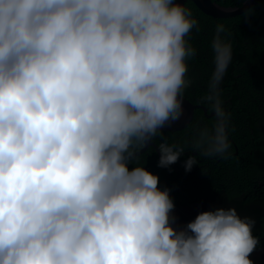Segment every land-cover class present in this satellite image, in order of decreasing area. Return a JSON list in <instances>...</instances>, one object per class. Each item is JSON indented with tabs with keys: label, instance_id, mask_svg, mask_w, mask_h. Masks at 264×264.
<instances>
[{
	"label": "clouds",
	"instance_id": "1",
	"mask_svg": "<svg viewBox=\"0 0 264 264\" xmlns=\"http://www.w3.org/2000/svg\"><path fill=\"white\" fill-rule=\"evenodd\" d=\"M196 23L174 0H0V264H254L264 255L261 232L235 208L173 223L159 176L129 169L183 114L195 54L185 37ZM223 31L213 88L232 55ZM215 110L210 154H222L218 101ZM159 148L160 167L183 153Z\"/></svg>",
	"mask_w": 264,
	"mask_h": 264
},
{
	"label": "trees",
	"instance_id": "2",
	"mask_svg": "<svg viewBox=\"0 0 264 264\" xmlns=\"http://www.w3.org/2000/svg\"><path fill=\"white\" fill-rule=\"evenodd\" d=\"M244 1L219 0L217 2L226 6H240ZM185 7L190 10L191 17L197 21L196 25L185 37L187 45L195 49V54L186 57L185 60L187 69L190 71V73L186 72L185 80L192 83L187 95L189 97L195 94L199 96L194 87L202 88L199 85L200 83L204 86H211L214 92L217 93L221 110L226 106L230 113L236 114V117L227 123V130L224 129L227 143L229 144L226 150L227 153H232L235 160L251 156V144L264 141V123L259 122V117L264 115V111L260 109H264L262 106V100L264 99V0H259L246 13L227 19H219L203 13L191 0L186 2ZM218 25H223L224 31L220 34L221 40L231 44L232 55L222 78L213 88L212 77L215 71L213 41ZM237 75H240L239 78H236ZM210 107L212 110L216 108L214 105ZM199 111V115L204 117L203 111ZM216 119V123H219ZM192 134H196V131H192ZM215 136L216 134L212 135L209 140L208 138L205 139V143L208 144L206 148L212 145L211 141H215ZM184 139L185 134L178 133V131H160L153 138L156 144L178 141L183 143L182 147L188 148L189 143L185 142ZM236 152L237 154H235ZM148 153L149 158L144 164L152 172L159 167L160 158L154 157L152 152ZM230 160L232 161V158ZM233 164L235 165L233 182L236 187L233 184L227 193L218 195L236 199L235 196L231 195L233 187L235 191H239V195L242 194V191L248 197L256 195L259 170L252 169L250 166L238 169L239 163ZM170 167H174V164L170 165ZM161 168L166 170L165 167ZM197 169L199 170V168ZM160 189L165 190V187L162 186ZM187 192L195 202L200 203L203 201L214 208L236 207L237 213L240 212L242 215H247L251 209V206L247 204L229 207L230 204L228 203L229 205L226 206L225 202L219 199V196H215L213 189H206L203 185H199L195 189L189 188ZM187 205V202L180 204V206L185 207ZM258 207L263 208L264 204ZM255 224L257 231L264 236V224ZM253 262L254 264H264V259L259 258L253 260Z\"/></svg>",
	"mask_w": 264,
	"mask_h": 264
},
{
	"label": "flooded vegetation",
	"instance_id": "3",
	"mask_svg": "<svg viewBox=\"0 0 264 264\" xmlns=\"http://www.w3.org/2000/svg\"><path fill=\"white\" fill-rule=\"evenodd\" d=\"M239 76L240 75H237L236 78H239ZM199 85L202 88L199 89L194 87V90H197L199 96H196L195 94L192 97H189L187 95L189 88L192 87V83L188 80H185V86L182 88V92H184V94L194 103L197 105H203L202 107L196 108L195 120L192 124L182 130H178V133L185 134L184 141L189 143L188 148L182 147V142L169 141V143H167L168 145L174 146L175 149L182 150L183 152L178 161L174 163V167H165L167 171L163 170L160 166L155 168L152 172L150 171L151 173L159 176L158 187L161 188L163 186L165 187V190H169L170 197L175 204V208L172 213L175 217L173 223H178L182 217L187 218L189 222L194 220L197 217L191 212L193 207H196L194 205H204L207 206V208L211 206L203 201L200 203L195 202L187 192L189 188L195 189V187L203 185L206 189H213V193L216 197L219 196L218 194L222 195L227 193L234 184L233 176L235 172V165L233 163H239L238 169L250 166L252 169L259 170L257 178V194L248 197L242 191V194L239 195V191L234 190V187H236L234 184V187L231 190V195L235 196L236 199H229L228 197L221 196H219V199L225 202L224 204L226 206L229 204V206L233 207L239 206V204H247L251 206L247 215H242L240 212H238V215L241 218H248L253 223H258L259 225L264 224V207H258L264 204V141L261 143H252L250 150L251 156L243 157L240 160H235L233 154L227 153V151L222 154H210L215 141H211L212 145L209 148H206L208 147V144L205 143V139L208 138L209 140L212 135L214 136L216 134L218 123H216L215 117H218L219 120L220 117L217 114L215 116L209 114H213L215 112V110H212L210 106L214 105L216 107L218 97L217 93L214 92L211 86H204L202 83ZM262 101V106L264 107V99ZM260 109L264 111V109ZM199 110L203 111L204 117L199 115ZM222 111L225 114L224 129L227 130V123L231 121V119L235 118L236 114L230 113V110L226 106ZM219 120H217V122ZM259 122L264 123V115L259 117ZM192 131H196V134H192ZM152 141L156 144L153 139ZM157 146L159 147V144H157ZM204 148H206V150H204ZM140 149L141 148L138 150ZM148 152H152L154 157L160 158L156 149L149 147L143 154L131 158L129 162V169L131 170L138 164L149 170L148 166L144 164V162H146L149 158ZM235 154H237V152ZM190 157H193L194 165L192 166L191 171H187L186 162ZM231 158L232 161L230 160ZM197 168H199V170ZM182 202H187L188 205L186 207L180 206ZM258 238H264V236L260 235Z\"/></svg>",
	"mask_w": 264,
	"mask_h": 264
},
{
	"label": "water",
	"instance_id": "4",
	"mask_svg": "<svg viewBox=\"0 0 264 264\" xmlns=\"http://www.w3.org/2000/svg\"><path fill=\"white\" fill-rule=\"evenodd\" d=\"M188 0H174L175 3H179L185 7ZM203 13L213 16L215 18H231L248 11L253 5L257 4L259 0H245L241 6L227 7L217 3L213 0H191ZM183 101V114L178 121L167 123L160 131H178L189 126L195 117L196 108L203 105H197L191 101L184 94L180 97ZM205 109V108H204ZM213 114L209 115H216ZM152 147L156 149L157 153L161 157L160 148L155 146L152 140H149L147 145L136 152L135 156L142 154L146 149ZM133 156V157H135Z\"/></svg>",
	"mask_w": 264,
	"mask_h": 264
},
{
	"label": "rangeland",
	"instance_id": "5",
	"mask_svg": "<svg viewBox=\"0 0 264 264\" xmlns=\"http://www.w3.org/2000/svg\"><path fill=\"white\" fill-rule=\"evenodd\" d=\"M206 211H208L207 206H198V207H193L191 212H192V214H195L197 216L198 214H200L202 212H206ZM184 227H186V225L185 226H182V225L175 226V228L177 230L183 229ZM259 258H263L264 259V255L250 256V259H252V260H256V259H259Z\"/></svg>",
	"mask_w": 264,
	"mask_h": 264
}]
</instances>
